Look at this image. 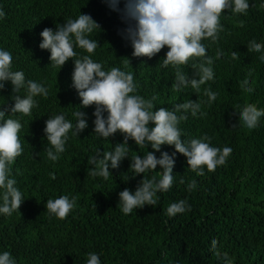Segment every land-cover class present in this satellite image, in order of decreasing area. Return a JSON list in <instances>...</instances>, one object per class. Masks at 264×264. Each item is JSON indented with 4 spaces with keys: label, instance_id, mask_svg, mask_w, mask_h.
<instances>
[{
    "label": "trees",
    "instance_id": "16d2710c",
    "mask_svg": "<svg viewBox=\"0 0 264 264\" xmlns=\"http://www.w3.org/2000/svg\"><path fill=\"white\" fill-rule=\"evenodd\" d=\"M123 6L120 0L119 8ZM0 8L6 14L0 20V47L12 52L13 70H22L26 79L43 81L49 88L47 98H36L38 107L32 115L21 119L24 151L13 164L12 174L25 201L12 216H0V251H10L17 264H86L89 252L98 253L103 264H219L211 250L215 238L220 252H227L234 264H264V118L253 130L233 126L238 120L236 105L248 102L264 108V63L247 47L253 38L264 41V0H250L247 15L222 14L220 39L204 43L209 56H215L218 48L223 55L215 61L214 81L202 85L199 97L190 88L182 93L172 90L175 69L160 66L166 47L150 60L131 56L130 44L119 34L126 27L122 14L111 10L107 0H0ZM79 13L91 15L100 25L99 32L92 34L101 46L93 58L107 69L115 66L133 72L138 94L146 99L155 96L156 107L171 108L188 99L204 101L207 87L219 93L211 105L202 104V116L189 115L180 127L182 139L206 134L216 146L232 145L225 165L211 172L205 168L198 176L178 153L172 187L157 193L155 205L125 215L118 206V193L125 188L134 192L142 179V175L134 177L130 159L152 149L129 140L128 158L118 169L110 170L107 179L92 176L87 158L97 149L112 151L113 145L123 142L119 132L110 139L93 133L94 106L84 109L89 127L80 136L69 133L66 151L58 161L47 159L45 121L63 113L75 124L72 113L80 99L71 87V59L61 69L48 66L50 53L39 48L40 33ZM233 51L238 59L232 58ZM182 70L191 77L190 67L182 66ZM246 78L254 88L251 94L241 86ZM11 95L12 87L6 84L0 104L6 100L10 105ZM162 151L171 153L174 148L163 145ZM143 175L159 179V166ZM192 180L197 188L189 192L187 184ZM61 195L77 198L63 220L50 217L45 209L47 199ZM181 199L190 209L168 216L167 207Z\"/></svg>",
    "mask_w": 264,
    "mask_h": 264
},
{
    "label": "clouds",
    "instance_id": "9594fccd",
    "mask_svg": "<svg viewBox=\"0 0 264 264\" xmlns=\"http://www.w3.org/2000/svg\"><path fill=\"white\" fill-rule=\"evenodd\" d=\"M107 4L111 10L122 14L126 27L119 34L130 44L131 56L150 60L166 47L168 50L160 66L175 69L172 90L182 93L190 88L198 97L202 85L214 81L215 61L223 55V50L218 48L215 56H209L208 44L204 41L216 43L220 39L224 31L222 14L247 15L250 8V0H124L123 9L119 8L120 0H107ZM225 10L228 14H224ZM5 15L0 8V20ZM98 30L100 25L91 15L79 13L76 18L69 17L64 23H57L55 29L45 28L40 33L42 41L39 48L50 53L48 66L61 69L71 59V87L80 99L78 110L72 113L75 124L63 113L54 114L45 121L43 132L50 145L45 151L48 160L58 161L66 151L69 133L80 136L89 127L88 113L84 109L92 106L93 133L103 139H110L118 132L123 137V142L113 145L112 151L97 149L94 155L87 158L92 176L107 179L112 174L110 170L118 169L121 162L128 158V147L125 146H129V140L136 146L152 149L130 159L129 168L134 171V177L142 175V179L134 192L125 188L118 193V206L127 215L134 209L155 205L157 193L167 192L172 187L178 153L186 158L188 167L199 176L204 174L205 168L211 172L225 165L233 146H216L212 137L206 134L182 139L181 122L189 115L202 116V104L211 105L219 93L207 87L203 89V96L207 97L204 101L188 99L175 103L171 108L156 107L155 96L146 99L138 94L133 72L115 66L107 69L93 58L97 48L101 47L98 40L92 38ZM247 47L249 52L258 53L259 61L264 63V41L253 38ZM77 49L86 54H79ZM232 58L238 59L236 51L232 52ZM125 63H130V60L127 58ZM182 66L193 70L191 77L182 70ZM6 84L12 87V103L9 105L5 100L0 104V216L10 217L19 211L25 201L12 174L13 164L24 151L19 137L23 127L21 119L32 115V110L38 107L36 98H47L49 88L43 81L26 79L24 71L13 70L12 52L0 47V91ZM241 86L249 94L254 92L247 78ZM21 90L24 95L19 94ZM234 115L238 117L234 127L253 130L264 118V108L245 102L234 107ZM163 145L172 146L174 151H162ZM158 166L159 179L144 177L143 174L158 169ZM196 188V180L187 184L189 192ZM76 200L75 196L69 195L47 199L45 209L50 217L63 220L75 208ZM189 209L187 201L181 199L171 203L166 213L173 217ZM217 244L214 238L211 250L219 264H234L233 258L227 252L221 253ZM0 264H17V259L10 251H0ZM86 264L103 262L98 253L89 252Z\"/></svg>",
    "mask_w": 264,
    "mask_h": 264
}]
</instances>
